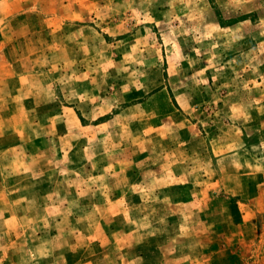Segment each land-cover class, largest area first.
Listing matches in <instances>:
<instances>
[{
	"label": "rangeland",
	"instance_id": "obj_1",
	"mask_svg": "<svg viewBox=\"0 0 264 264\" xmlns=\"http://www.w3.org/2000/svg\"><path fill=\"white\" fill-rule=\"evenodd\" d=\"M0 264H264V0H0Z\"/></svg>",
	"mask_w": 264,
	"mask_h": 264
}]
</instances>
